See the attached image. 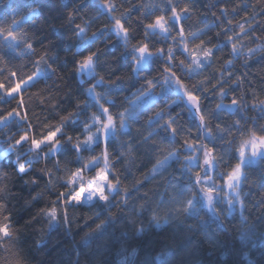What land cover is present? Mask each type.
I'll use <instances>...</instances> for the list:
<instances>
[{"label":"snow or ice","instance_id":"1","mask_svg":"<svg viewBox=\"0 0 264 264\" xmlns=\"http://www.w3.org/2000/svg\"><path fill=\"white\" fill-rule=\"evenodd\" d=\"M216 2L220 5L219 15L211 13L216 17L212 24L220 21L216 24L219 31L215 36L223 37V44L212 43L211 37L204 39L211 28L208 23L191 29L188 21L196 12L192 0H163L162 6L141 3L138 7L126 8L119 15L114 0H96L99 5L96 16L87 20L81 17L79 23V10L73 6L65 22L82 50L81 54L74 53L73 70L79 81L88 85L84 95L91 98L78 102L74 111L66 114L57 111L58 121L41 123L39 134L38 125L33 122L35 113L30 109L33 97L39 98L42 104L47 103L54 111L61 104L57 93L51 89H41L39 93L30 89L57 76V67L53 65L61 58L43 45L37 47L36 37L21 25L26 17H13L7 23H0V51L8 49L20 57L27 56L32 64L31 69H26L23 63L10 64L0 55V105H7L0 107V134L6 137L4 151L15 155L14 172L33 176V158L52 160L59 171L63 162L60 153L65 144L71 145L75 165H78L65 170V175L59 178L65 181L61 186L65 190L58 191L50 207L40 210L47 216L50 228L61 220L65 225L71 223L69 208L89 206L110 210L125 206L133 191L139 193L146 182L153 180H159L165 188L161 200L166 194L167 202L174 206L171 210L180 215H198V209H205L216 219L222 220L236 212L243 218L249 195L259 196L257 203L264 208V123L260 122L264 119V99L254 89L238 94L236 90L243 89L249 73L237 75L235 71L239 57L243 58L245 68L251 66L250 61L264 62V43H255L264 41V32L255 35L258 28H264V0H236L231 7L228 6L231 0ZM133 10L138 13L136 28L131 24ZM28 11L38 14L39 5ZM240 12L245 13L240 20L229 18L231 13ZM258 15L261 16L259 21L255 19ZM101 18L105 21L103 26L89 35V28ZM110 35L117 37L116 41L128 54L131 75L127 81L135 80L138 87H130L123 76L112 79L114 70L106 69L107 62L101 60L105 49L96 46L97 42ZM153 38L171 43L157 47ZM252 44L255 46H250ZM228 46L230 58H224L219 69H214L219 75H206L215 61L221 59L216 53ZM193 78L199 79L191 84L186 82ZM248 91L252 93L251 101L246 99ZM121 92L127 93L122 100L118 98ZM175 92L180 95L173 99ZM230 94L231 99L225 103ZM208 96L217 101L214 108L208 109L203 104ZM177 107H181V112H175ZM229 110L236 118L222 124L220 113ZM184 111L195 115L192 128L184 129L179 124ZM250 111L257 115L249 117ZM149 113L136 132L144 144L163 158L157 159L149 172L142 179L134 180L129 188L120 178L117 163H130L128 157L134 151L133 141L124 143L120 138L131 137L132 124L141 122ZM213 119L217 121L214 125ZM13 125L18 126L15 132L11 131ZM142 130L147 131V135H143ZM116 143L121 148L118 153L113 151ZM85 152L92 155L85 158ZM177 165L175 173L168 171L169 167ZM39 171L49 177L53 175L52 169L46 167ZM253 172L257 175L253 176ZM9 177L10 173L0 168V249L13 257L9 260L0 252V264H26L21 253L13 250L18 229L5 202V194L10 193L4 181ZM25 182L36 184L37 180ZM52 183L50 179L49 184ZM182 184L186 190L181 189ZM144 195L146 197L147 193ZM144 207L141 205L140 209ZM109 218H114L110 211L106 219H100V213L96 212L95 219L99 223L85 232L82 240L100 232ZM153 219L159 221L155 214ZM240 239L245 242L250 236L242 233Z\"/></svg>","mask_w":264,"mask_h":264},{"label":"trees","instance_id":"2","mask_svg":"<svg viewBox=\"0 0 264 264\" xmlns=\"http://www.w3.org/2000/svg\"><path fill=\"white\" fill-rule=\"evenodd\" d=\"M196 12L191 20L188 21L192 30L203 27L204 23L211 25L207 36L211 37L212 43L223 44V37L217 38L215 33L219 31L216 24H212L216 17L212 16V12L219 15L216 0H192ZM236 0H231L229 7L233 6ZM117 8V15L124 12L126 8L138 7L141 3L149 5H163V0H114ZM39 5V13L32 14L28 11L30 7ZM206 5H208L206 7ZM75 6L79 10L77 13V22L80 18L87 20L89 17H95L97 7L96 0H55V5L48 0H0V23H7L11 18L20 16L26 17L21 21V25L34 37L37 47L41 42L44 48L53 52L49 47V42L53 45H60V49H56L57 57L61 61L54 64L57 67V76L47 79L41 83L38 88L30 89V92L39 93L41 89H51L57 93V100L61 107L56 111L47 103H41L37 97H33L30 109L35 113L36 118L33 120L38 125L37 134L42 131L39 127L41 123L58 121L57 111L66 114L68 111L76 110V105L90 96L81 95L83 92V84L76 79L75 75L70 76L66 69H62L60 64L65 65L74 63V53L81 54L82 50L69 48L71 43V27L65 20L68 10ZM69 10V11H70ZM152 9H150L151 11ZM258 11V9H257ZM206 13V15H202ZM245 13H231L229 18L240 20V16ZM137 11L131 13V24L133 28L137 27ZM257 21L261 20V16H256ZM203 21V23L201 22ZM243 22V21H241ZM105 23L104 18L97 20L89 28V35L96 31L98 27H102ZM226 23V21H225ZM19 27V26H18ZM247 27V25H246ZM58 29L59 31H53ZM238 30V29H237ZM264 32V28H258L255 35ZM231 34V33H229ZM68 38V40H67ZM107 47H106V40ZM115 35H110L105 39L97 42L98 47L105 49L101 56L102 61H106V69H112L114 72L111 78L123 76L126 83L130 87H138V83L127 81L130 74V60L122 44H120ZM116 41V42H114ZM114 42V43H113ZM153 43L159 47L171 41H163L160 38H153ZM247 43V42H245ZM255 43H264V41H255ZM250 46H255L252 44ZM228 47H222L221 51L216 55L221 59L216 60L213 68L206 71L208 76H218L219 69L224 58L228 57ZM121 53H124L121 55ZM0 55L4 56L6 62L10 64L26 65V69H31L32 64L27 56L20 57L16 52L8 49L0 51ZM34 59V58H33ZM249 68L243 67V58L236 60L235 71L239 75L245 71L249 73L248 82L243 89L238 88L239 94L247 89H254L261 99H264V62L250 61ZM155 68H153V71ZM60 77V79H57ZM44 78L42 77V80ZM199 78H193L187 83H195ZM102 90V89H98ZM70 93V95H68ZM47 96V91L44 92ZM115 95V94H114ZM127 95L126 92L119 93V99ZM178 93L175 92L173 99H176ZM231 99V94L225 103ZM246 99L251 101L252 93L248 91ZM203 104L208 108H214L217 102L208 96L203 99ZM7 107V105H0ZM154 109L153 111H157ZM91 111V110H90ZM175 112H181V107H177ZM174 112V115H175ZM230 111L220 113V122L222 124L230 123L236 117L229 114ZM149 114H146L141 122L135 121L132 124V136H122L120 139L127 143L133 141L134 151L128 157L129 164L117 163V169L123 184L131 188L134 180L142 179L145 173L155 165L157 159H162V155L154 152L148 145L144 144L136 129L141 127L143 120H147ZM249 117L256 116L255 112H248ZM217 121L212 120L214 125ZM264 123V119L260 120ZM195 123L194 113L189 114L184 111L179 118V124L184 128H192ZM17 125H13L11 131L15 132ZM143 131V130H142ZM143 135H147V131H143ZM167 142V141H165ZM219 148V143L217 144ZM7 148L6 137L0 134V168L10 173L9 179L4 183L7 185L10 194H5V202L14 226L18 229L15 248L16 252H20L25 258L26 264H107L113 261V264H264V208H261L257 201L259 196L249 195L246 197L248 207L243 214V218L239 212L234 213L230 217L222 220L207 214L205 209H198V215L186 216L173 212V205L167 202L165 188L159 180L146 182L140 192L133 191L127 205L113 207L110 210L98 207H77L69 208L68 215L71 223L65 225L61 220L58 225L49 227L47 216L41 213V209L50 207L53 201H56L58 191H64L61 186L65 183L63 179H59L65 175V170L76 167L75 154L70 144H65L61 150L60 156L63 160L60 170L54 167V161L43 159L36 160L33 158L32 172L33 176H23L14 172L15 155L11 152H5ZM121 150L119 143L113 144L114 153ZM26 151V149H25ZM92 153L85 152L84 156H90ZM175 164V162H173ZM52 169L53 175L49 177L39 171L42 168ZM256 168V165L252 166ZM178 168L169 167L170 173H175ZM257 172H253V176ZM36 179V184L26 183V180ZM53 183L49 184V180ZM59 181V182H57ZM182 190H186L185 185H180ZM169 193L171 189L168 190ZM255 189L253 193L255 194ZM145 193L147 196L145 197ZM39 194V195H37ZM119 199V198H117ZM161 200V203H159ZM58 203V206L63 208ZM145 207L141 210L140 206ZM109 211L114 214V218H109L104 228L97 233L92 234L88 239L90 243L82 240L85 232L95 228V224L99 220L95 219V213H100V219H106ZM159 219L157 222L153 219V215ZM93 217V219H88ZM246 218V220L244 219ZM159 224V228L157 227ZM70 227L71 229L67 228ZM251 229V231H249ZM246 233L250 236V240L242 242L240 236ZM119 240L117 247H113L114 241ZM204 244L201 245L200 241ZM39 242V243H38ZM82 249V250H81ZM5 257L11 260V253L3 252Z\"/></svg>","mask_w":264,"mask_h":264},{"label":"clouds","instance_id":"3","mask_svg":"<svg viewBox=\"0 0 264 264\" xmlns=\"http://www.w3.org/2000/svg\"><path fill=\"white\" fill-rule=\"evenodd\" d=\"M48 2L52 3L53 5H55V0H48ZM69 10H70V9H69ZM69 10H68V11H69ZM53 31L58 32L59 30H58V29H53ZM67 40H68V38H67ZM44 43H45V42H41L40 45H44ZM73 46H75V49L79 50V48H78V41H77V39L74 38V37L72 36V34H71V43L68 45V47L71 48V49H73ZM49 47H50V49H51V50L56 54V56H57L56 49H57V48L60 49V45H58V44L53 45L51 42H49ZM60 58H62V57H60ZM60 61H61V59L58 60L57 63L60 62ZM60 66H61L62 69H66L67 72L70 73V76L75 75L76 79L79 80V78H78V74L73 70V69L75 68V64H74V63H68V64L65 65V64L62 62V63L60 64ZM87 86H88L87 84H83V92L81 93V95H84V92H85V89L87 88ZM89 157H90V156H87V157H85V158H89ZM57 182H59V181H57ZM8 192L10 193V190H8ZM157 227L159 228V224H157ZM85 242H86V243H90V240H89L88 238H86ZM119 243H120V241H119V240H116V241H114V243H113L112 246H113V247H117V246L119 245ZM200 244L203 245V244H204V241L201 240V241H200ZM81 250H82V249H81ZM107 264H113V261H108Z\"/></svg>","mask_w":264,"mask_h":264},{"label":"rangeland","instance_id":"4","mask_svg":"<svg viewBox=\"0 0 264 264\" xmlns=\"http://www.w3.org/2000/svg\"><path fill=\"white\" fill-rule=\"evenodd\" d=\"M176 93H178V96H177V98L179 97V95H180V93L179 92H176Z\"/></svg>","mask_w":264,"mask_h":264},{"label":"water","instance_id":"5","mask_svg":"<svg viewBox=\"0 0 264 264\" xmlns=\"http://www.w3.org/2000/svg\"><path fill=\"white\" fill-rule=\"evenodd\" d=\"M229 111H231V110H229Z\"/></svg>","mask_w":264,"mask_h":264}]
</instances>
